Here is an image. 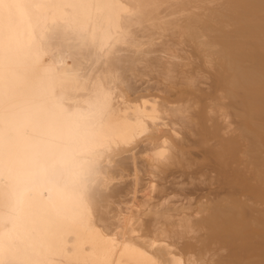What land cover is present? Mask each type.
<instances>
[{"label": "bare ground", "instance_id": "bare-ground-1", "mask_svg": "<svg viewBox=\"0 0 264 264\" xmlns=\"http://www.w3.org/2000/svg\"><path fill=\"white\" fill-rule=\"evenodd\" d=\"M0 264H264V0H0Z\"/></svg>", "mask_w": 264, "mask_h": 264}, {"label": "rangeland", "instance_id": "rangeland-1", "mask_svg": "<svg viewBox=\"0 0 264 264\" xmlns=\"http://www.w3.org/2000/svg\"><path fill=\"white\" fill-rule=\"evenodd\" d=\"M167 36H169V35H167ZM161 38H164V39H170L171 36H169V37H166V36L163 37V36H161ZM157 41H158V40H157ZM184 44H185L184 49H182V47H183ZM184 44H183V43H182V44L180 43V45L176 44V45H174V46H177V47H175V48L178 49V46H181V45H182L181 50L178 49V51H180V53H183V51L186 52L187 49H189V50H187V51L191 53V50H190V46H189V44H187V43H184ZM186 46H188V48H186ZM179 48H180V47H179ZM185 49H186V50H185ZM173 50H174V48H173ZM173 50H172L171 52H173ZM182 50H183V51H182ZM176 51H177V50L174 51L176 54L182 55V54H180L178 51H177L178 53H177ZM188 52L186 53L187 55H188ZM190 53H189V54H190ZM161 54H163V53H161ZM186 54L183 53L184 56H185ZM190 55H192V54H190ZM190 55H189V57H191ZM186 57H187V58H186ZM189 57H188V56H185V58H186L185 61H187ZM189 60H191V58H189ZM186 67H188V66H186ZM205 72H206V71H205ZM138 75H140V74H138ZM142 75H143V76H142ZM142 75L140 76L141 79H139V77H136V76L134 77V75L131 76V78H134V79H136V80H137V78L139 79V80L135 81V85H134V83H133V82H134V79H132V81H131V82L133 83V84H132L133 88H134V86L137 85V89L134 88V91H135V92H136V91H139V90H138V85L141 86V87H139V89H141V90H142L143 87L145 88V86H147V85H148L147 88H149V86H153V88L156 89L157 84H156V82H155V84H154L153 81L156 80V79H158V77L156 78V77L153 76V75H154V72L149 73V75L147 74V76L152 75L151 77H149V79H151V81L153 80V81H152L153 85H152V83H150L151 81L148 80V79L145 80V81L143 82V80L146 79V77H145L146 75H144V74H142ZM206 76H207V73H204V79H205V82L208 83V81H206V78H205ZM202 78H203V76H201L199 86H202V88H205L206 86H208V84H206L205 82L203 83ZM204 79H203V80H204ZM207 79L209 80V78H207ZM147 81H148V82H147ZM201 81H202V82H201ZM146 82H147V83H146ZM144 83H146V85H144ZM142 84H143V86H142ZM149 84H150V85H149ZM203 86H204V87H203ZM144 88H143V89H144ZM147 88H145V89H146L145 91H147ZM153 88L151 87V88H149V89L151 90V89H153ZM158 88H159V87H158ZM206 88H207V87H206ZM206 88H205V89H206ZM135 89H136V90H135ZM141 90H140V91H141ZM159 90H160V89H159ZM159 90L156 89V91H155V90H152V91H153V92H154V91H155V92H159ZM131 91H133V90H131ZM134 91H133V92H134ZM143 91H144V90H143ZM143 91H142V92H143ZM129 92H130V91H129ZM133 92H130L131 94H129V97L133 96V95H132ZM135 92H134V94H136V95H138L139 93H140V94L142 93V92H136V93H135ZM147 92H149V91H147ZM147 92H145V93H147ZM153 92L150 91V93H153ZM155 92H154V94H155ZM160 93H161V94H160ZM156 94H158L157 96H162V97H164V96L166 95L165 93L162 92V90H161V92L156 93ZM170 96H171V95H170ZM171 97H172V96H171ZM158 99H160V97H159ZM231 122H232V124H231ZM233 123H234V122L231 120V121H230V124H231V125H230V124H229V125H230V126H234ZM137 149H138V147L135 149V151H136ZM195 150H196V148H193V150H192V151H193V155H195V156L197 155V156H198L200 153L198 152V149H197V151H195ZM197 152H198L199 154H198ZM127 154H128V153H127ZM139 155H140V156H139ZM141 155H142V154H137V153H136V155H135L136 163H137L138 166H139V164L141 165V162L143 161V160H142L143 157H142ZM141 160H142V161H141ZM137 161H138V162H137ZM174 168H177V166H172L171 169L173 170V172L175 171ZM171 169H170V170H171ZM181 169H182V168H179V166H178V168H177L176 170H178V171L180 170V171H181V172L179 171V172L181 173L180 175H182V174L184 173V177H187V176H186V170H187V169L189 170V168H186L185 171H183L184 169H182V170H181ZM170 170H169V171H170ZM126 171L129 172V170H126ZM169 171H167V172L169 173ZM128 172H127V173H128ZM141 172H142V171H141ZM141 172H140V171H139V173L137 172V175H138L139 177H141V180H140L141 182L139 181V182L141 183V184L139 183L140 185L144 184V183L147 181L146 177L148 176V173L146 174V173H144V171L142 172L143 175H140ZM173 172H172V173H173ZM175 172L177 173V171H175ZM182 172H183V173H182ZM206 172H207V173H206ZM172 173H171V174H172ZM210 173H212V172H210ZM210 173H209V170L207 169V170L205 171V173L203 174V175L206 174L205 177H204L203 175H202V177H201V175H200V177H201V178H205V180L207 179V180L209 181L208 177H210ZM129 174H130V173H129ZM129 174H126V175L129 177ZM177 174H178V173H177ZM126 175H124L125 178H124V176L122 177V180H123V181L121 182L122 185H123V184L125 185V183H126V184H129V182H130L129 179H131V176H130V178L127 177V178H128V179H127V178H126ZM145 175H146V176H145ZM165 175H167V173H165ZM207 175H208V176H207ZM149 176H150V175H149ZM149 176H148V177H149ZM169 176H170V173H169ZM173 176H174V177H173ZM175 176H177V175H175V173L169 177L170 179H167L168 176H166V180H167L166 182H170V180H171V181L174 180V182H175L176 180L178 181L177 178H179L180 176H179V175H178L179 177H178V176L175 177ZM172 177H173V178H172ZM198 177H199V176H198ZM200 177H199V179H201ZM171 178H172V179H171ZM180 178H181V177H180ZM180 178H179V180H181ZM182 178H183V175H182ZM149 179H150V178H149ZM152 179H153V178H152ZM154 179H155V177H154ZM156 179H157V178H156ZM156 179H155V180H156ZM199 179L197 180V181H198L197 183H198V184L200 183V185L198 186V188H197V186H196L195 183H194V182H196V180H193L194 182L192 181L194 185L192 184L193 186H191V187H190L189 185H190L192 182H185V180H184L183 187H184V186H186V187L189 186V189H191V188H195V189H197V190L194 189L195 192L197 191L196 194H194V192H193V194L191 193V195L189 194V197H188V198H190V199H189L190 201L192 200L191 203L193 202V204H192V206L190 205V208L187 209L188 212H190V211L194 208V206H193V205L195 204L194 201H196L195 199H197V196L195 197V196H192V195L201 194L200 192H204V193L206 194L208 191H210V190H211V191H214V190H216V188H217V186H216L215 184L212 183L213 185L211 184V185H212V186H211L210 183L206 180V182H205L206 185H205V183H204L205 180L201 179L202 181L200 180V181H201V182H200ZM125 180H128V181H125ZM158 180H159L160 182H165V180H163V179H161V180L158 179ZM156 181H157V180H156ZM124 182H125V183H124ZM127 182H128V183H127ZM166 182H165V183H166ZM202 182H203V183H202ZM187 183H189V184H187ZM166 184H168V183H166ZM169 184H170V183H169ZM186 184H187V185H186ZM175 185H177V184H175ZM209 185H210V186H209ZM127 186H129V185H127ZM127 186H126V187H127ZM137 186L139 187V185H137ZM194 186H196V187H194ZM215 186H216V187H215ZM200 187H201V189H200ZM187 188H188V187H187ZM187 188H185V189L187 190ZM207 188H208V191H206ZM189 189H188V190H189ZM138 190H139L138 192H137V190L134 191V193H136V194L138 195V196H136V194H135V196H134V198H133V200L135 199V200H134L135 202H136V200H137V201H138L139 199L141 200V196H140V195L143 193V192L141 193V190H140V189H138ZM192 190H193V189H192ZM198 190H199V191L202 190V191L199 192ZM126 191H127V190H126ZM182 192H184V191H182ZM140 193H141V194H140ZM139 194H140V195H139ZM123 195H124V197H123ZM179 195L181 196V194H179ZM179 195H177V196H176V195L172 196V198H170V200H174V201H176V202H177V201L179 202V200H181V198H183V196L178 197ZM182 195H183V193H182ZM127 196H129V197H130V196L133 197V192H125V193H123V194H122L121 196H119V197H121V198L123 197V198H126V199H127V198H128ZM190 196H192L193 198L190 197ZM119 197H118L117 199H119ZM131 197H130V198H131ZM175 197H177V199H176ZM194 197H195V199H194ZM191 198H192V199H191ZM126 199H123L124 201H123L121 207H123V206L126 205V204H124V202H125ZM178 199H179V200H178ZM203 199H204V198H203ZM127 200H129V198H128ZM127 200H126V201H127ZM182 200H183V201H182ZM182 200H181V201L184 202L185 198L182 199ZM190 201H189V202H190ZM119 202H121V199H120ZM119 202H118V203H119ZM178 202H177L176 204H179V203H180V202H179V203H178ZM185 202H187V200H186ZM114 203H115V202H114ZM125 203H126V202H125ZM191 203H190V204H191ZM119 204H120V203H119ZM127 205H128V204H127ZM117 206H118V205H117ZM119 206H120V205H119ZM191 208H192V209H191ZM189 209H191V210L189 211ZM185 210H186V209H185ZM187 210H186V211H187ZM141 217L144 218V217H146V216L141 215Z\"/></svg>", "mask_w": 264, "mask_h": 264}]
</instances>
